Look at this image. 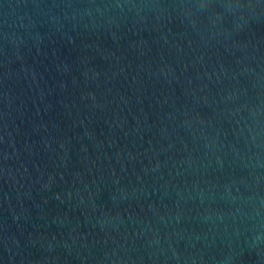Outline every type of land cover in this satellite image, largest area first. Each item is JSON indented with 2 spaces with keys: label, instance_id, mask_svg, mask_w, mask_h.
<instances>
[{
  "label": "water",
  "instance_id": "1",
  "mask_svg": "<svg viewBox=\"0 0 264 264\" xmlns=\"http://www.w3.org/2000/svg\"><path fill=\"white\" fill-rule=\"evenodd\" d=\"M0 264H264V0H0Z\"/></svg>",
  "mask_w": 264,
  "mask_h": 264
}]
</instances>
